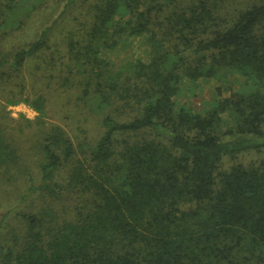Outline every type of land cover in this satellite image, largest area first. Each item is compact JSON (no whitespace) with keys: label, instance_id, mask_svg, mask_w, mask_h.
Listing matches in <instances>:
<instances>
[{"label":"trees","instance_id":"obj_1","mask_svg":"<svg viewBox=\"0 0 264 264\" xmlns=\"http://www.w3.org/2000/svg\"><path fill=\"white\" fill-rule=\"evenodd\" d=\"M45 1L0 0V92L33 58L47 65L52 29L76 2L3 49ZM86 4L56 72L98 133L39 124L25 161L0 125V180L19 181L15 202L0 204V264H264V157L220 167L264 148V0ZM135 38L145 59H116ZM228 75L256 86H217L201 111L177 103L185 82ZM17 92L6 104L44 116L41 95ZM62 198L74 202L57 211Z\"/></svg>","mask_w":264,"mask_h":264},{"label":"rangeland","instance_id":"obj_2","mask_svg":"<svg viewBox=\"0 0 264 264\" xmlns=\"http://www.w3.org/2000/svg\"><path fill=\"white\" fill-rule=\"evenodd\" d=\"M66 0H46L43 5L34 12L20 30L16 31L3 42V49L10 50L30 40L37 29L48 24L52 18L61 10ZM92 0H76L73 6L68 7L63 16L57 21L52 29L49 40V51H46L47 65H42L41 61L33 58L27 63L19 79L0 92V125L4 128L6 135L19 146V151L25 161L32 159L33 146L36 141V131L39 124H58L66 133L77 137L96 135L98 133L96 118L87 111L77 109L73 102L71 89L64 86L63 72L58 70L59 55L64 50V38L69 31L75 30L86 19L87 2ZM51 55L55 61H50ZM116 59L141 58L146 57V45L143 38L131 40L126 47L120 48L115 53ZM54 63V64H53ZM57 66V67H56ZM53 67V68H52ZM65 74V73H64ZM221 78V77H220ZM223 87V93H227V88L249 89L255 88L254 81H244L241 77L227 76L220 80L214 78L198 79L195 83L185 82L181 86L179 96L176 101L179 105H186L195 111L204 110L217 98L215 88ZM10 91H20L17 97H34L41 95L44 98V116L38 118L37 112L23 101L14 104H6ZM264 157V148L259 151L246 150L235 157L225 156L221 162V168L226 169L232 164L249 165L257 163ZM4 181V180H3ZM0 180V204L3 206L12 205L15 202V193L19 186V181L3 182ZM41 200L36 199L34 203L41 204ZM74 202V198H62L53 201V206L60 211L66 204ZM13 225L18 221L13 217Z\"/></svg>","mask_w":264,"mask_h":264}]
</instances>
